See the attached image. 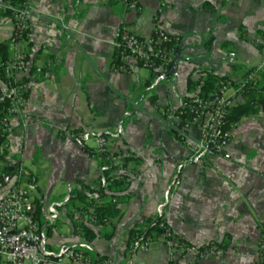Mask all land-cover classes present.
Returning a JSON list of instances; mask_svg holds the SVG:
<instances>
[{"label": "crops", "instance_id": "1", "mask_svg": "<svg viewBox=\"0 0 264 264\" xmlns=\"http://www.w3.org/2000/svg\"><path fill=\"white\" fill-rule=\"evenodd\" d=\"M30 5V29L18 47L28 58L21 77L25 101L12 121L9 148L0 152L5 154L0 170H17V181L28 172L20 184L31 188L40 205L46 248H84L101 263L125 264L133 235L146 231L166 203L167 222L181 240L224 245L223 255L203 264H264V113L233 125L231 141L199 162L189 160L201 141L200 128L181 141L174 123L160 116L194 94L189 82L195 84L205 71L238 82L264 64V0H139V10H129L123 0H30ZM156 26L181 38L169 74L145 70L130 58L116 65L119 28L149 37ZM12 33V20L0 18V42ZM121 66L126 69H115ZM65 130L106 134L111 155L133 158L118 203L121 214L109 226L91 224L77 210L83 203L76 197L75 203L67 201L99 181L103 161L62 135ZM37 157L53 167L48 190L28 167ZM62 183L65 191L49 203ZM10 189L0 188V200ZM54 204L62 205L61 215L51 225L46 215ZM81 224L96 233L94 240L84 238L76 227ZM151 237L148 251L138 253L133 264L166 263L162 236ZM196 261L189 253L177 264Z\"/></svg>", "mask_w": 264, "mask_h": 264}, {"label": "built area", "instance_id": "2", "mask_svg": "<svg viewBox=\"0 0 264 264\" xmlns=\"http://www.w3.org/2000/svg\"><path fill=\"white\" fill-rule=\"evenodd\" d=\"M126 6L129 10H139V0L127 1ZM10 8L5 0H0V9ZM11 10L13 33L9 49L13 58L5 66L10 73V83L0 77V114L4 115L0 121V138H4L3 142L0 141V152L9 148L8 139L12 121L21 112L25 101L26 87L21 77L26 74L27 63L18 47L26 40L30 29V0H21L20 5ZM113 45L122 62L130 58L137 66L165 76L172 71L176 63L181 38L170 34L160 26H156L149 37L140 36L121 27L116 32ZM115 69L123 71L126 68L121 66ZM263 73L264 64H261L247 71L238 82L233 80L222 82L218 93L210 96L200 95L204 85V80H201L194 94L184 99L178 108L169 107L161 111L160 116L164 120L174 123L175 133L181 141L187 139L192 128H200L202 138L189 161L199 162L203 154L218 152L231 141L234 135L231 129L225 128L227 117L235 106L244 102L250 91L262 88L264 92ZM62 135L74 138L81 147H88L90 143H94L99 154H111L110 136L106 134L65 130ZM113 161L118 164V157H114ZM126 172V170H118L108 181L100 178L96 184L90 186L85 204L78 206L77 210L89 215L91 224L100 225L93 215L96 207L107 202L119 203V199L108 189L105 190L106 196H100L99 182L102 181L104 186L111 185L114 181L121 180ZM1 177L0 188L11 186V189L0 200V264H95L93 258L74 247H62L58 251L46 248V234L37 219V202L31 188L20 184V178H17V181L8 174H1ZM61 206L54 204L49 207L46 215L47 224L54 225L58 222ZM165 207L166 203L161 205L157 219L168 253L165 264H177L189 253L195 254L197 259L196 262L189 264H203L210 258L225 253L224 245L201 251L202 246L181 240L167 222ZM105 224L109 226L111 222L107 221ZM78 230L82 231L80 227ZM151 242L152 237L142 232L133 235L125 264H133L135 256L140 252H147ZM101 264H112V262L104 260Z\"/></svg>", "mask_w": 264, "mask_h": 264}, {"label": "trees", "instance_id": "3", "mask_svg": "<svg viewBox=\"0 0 264 264\" xmlns=\"http://www.w3.org/2000/svg\"><path fill=\"white\" fill-rule=\"evenodd\" d=\"M5 1L11 6V8L7 10L0 9V18L9 17L12 20L13 12L11 9L19 6L21 3V0H5ZM123 1L126 4L127 1H131V0H123ZM9 43H10V40L5 41V42H0V77L3 81L7 83H10L11 77H10V73L5 69V66L12 60L11 52L9 49L10 47ZM116 58H117L116 65H120L122 60L120 59L118 54ZM27 62H28V58H25V63ZM33 71L34 69L31 70V73H33ZM262 78H263L262 81L264 82V73L262 74ZM201 80H204V85L202 87L200 95L210 96L212 94L213 95L217 94L219 91L220 84L222 82H226L229 79L225 77L217 76L213 72L207 70L204 72L203 75H201V77L198 79V81L195 82V84H193V82L190 81L189 86H194V88L196 89V87L201 82ZM260 113H264V92L262 88L259 90L250 91L248 95L246 96V98L244 99V102L238 104L230 111L227 117V120H226L225 128L231 129L233 125L238 123L243 118L256 115V114H260ZM3 116H4L3 114H0V121ZM0 141L3 142L4 138H0ZM82 148L86 152L91 153L92 155H97L101 157L103 161L101 178L106 179V181H108L110 177L112 176V174L118 170H126V171L130 170V162L131 160H133V158L131 157L123 156L120 154L119 155L118 154L116 155L99 154L98 152H96L95 150L91 148H87L85 146ZM4 156L5 154L2 153L0 156L1 157L0 159H3ZM114 157H118L119 159L118 164H115V162L113 161ZM1 174H8L14 178L15 175L19 174V172L17 170L11 171L8 167H4L2 170H0V182L2 181ZM28 175H29L28 172H26V170H23V172H21L20 177L22 178ZM125 180H126V174L122 176L121 180H118V181L116 180L111 185H108V186H104V183L100 181L99 182V185L101 188L99 192L100 196L101 197L106 196L107 193L105 192V190L108 189V191L112 195L116 196L118 199L124 198L125 196L123 193L126 191ZM89 188L90 187H83V188H80L74 191L73 193H71V197L68 201H70L71 203L72 202L75 203L74 197H76V199L80 200L82 203L85 204L86 198H87L86 194H87V191H89ZM120 193L121 195H119ZM39 208H40V205L37 203V215H38ZM120 214H121V210L118 204L113 203V202H107L99 207H96L93 212L94 217H96L98 223L102 226H106L105 223L107 221L111 222L115 218L119 217ZM76 227L78 229L79 225H77ZM80 228L82 229V231L80 232L82 233L84 238L88 239L89 241H92L95 239L96 233L92 229H90L88 225L81 224ZM139 232H142L146 236L161 235V232L158 228V220L152 221L151 226L146 231H139ZM211 247L219 248V247H223V245L219 243H213V244L202 246L200 250L204 251L206 248H211ZM74 248L84 251L87 255L91 253L90 250H87L84 248H79V247H74ZM94 262L95 264H101V259L97 258Z\"/></svg>", "mask_w": 264, "mask_h": 264}, {"label": "rangeland", "instance_id": "4", "mask_svg": "<svg viewBox=\"0 0 264 264\" xmlns=\"http://www.w3.org/2000/svg\"><path fill=\"white\" fill-rule=\"evenodd\" d=\"M89 146L96 150V146L94 145V143H90ZM28 167L37 178L39 187L43 190H48V186L51 183V169L53 167L49 166L45 161H42V159H39V157H37L35 163H31V165H29ZM64 191L65 184L62 183L59 185L58 189L55 190L51 198H49V203H54ZM34 193L36 194V192ZM90 256L92 255L90 254Z\"/></svg>", "mask_w": 264, "mask_h": 264}, {"label": "water", "instance_id": "5", "mask_svg": "<svg viewBox=\"0 0 264 264\" xmlns=\"http://www.w3.org/2000/svg\"><path fill=\"white\" fill-rule=\"evenodd\" d=\"M176 62H177V58H176ZM175 65H176V63H175ZM175 65H174V67H175Z\"/></svg>", "mask_w": 264, "mask_h": 264}]
</instances>
